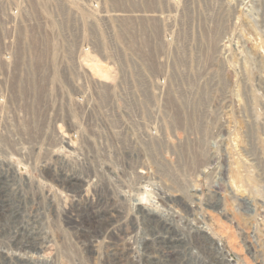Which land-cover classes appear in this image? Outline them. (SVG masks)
<instances>
[{"label": "rangeland", "instance_id": "1", "mask_svg": "<svg viewBox=\"0 0 264 264\" xmlns=\"http://www.w3.org/2000/svg\"><path fill=\"white\" fill-rule=\"evenodd\" d=\"M36 2L0 60V264H264V0H92L70 47Z\"/></svg>", "mask_w": 264, "mask_h": 264}, {"label": "built area", "instance_id": "2", "mask_svg": "<svg viewBox=\"0 0 264 264\" xmlns=\"http://www.w3.org/2000/svg\"><path fill=\"white\" fill-rule=\"evenodd\" d=\"M38 0H0V60L7 61L10 60L11 55V49L14 47H23L26 41V37L24 36V32L27 31L28 27H26V24H30V20L37 19L38 17H42L40 10H45V12H48L53 15L52 10H46L45 4L43 6H37ZM77 1V0H52V2H58L59 5L64 6L63 11L65 13L66 7H71V12L69 14V18L67 23H65L63 26L58 29L59 34L58 37L61 36V39L63 42H61L60 45H64L67 47H70L69 40H75L74 34H73V24L71 23L73 18L72 15H76L74 18L77 19V22L80 21V18L83 19V26L85 27V30H83V33L90 36V25L91 22L88 20V18L91 19L90 14L95 13L92 11L93 7L91 6L90 1L92 0H83L87 2V4H84V9L82 12H77L71 5L70 2ZM94 1H101V0H94ZM99 4V3H98ZM100 5V4H99ZM94 9H100L99 6ZM96 9V10H97ZM100 11H103V8H101ZM95 16L97 17V13H95ZM106 13L103 11V13H100V17H105ZM92 20V19H91ZM97 21V20H96ZM93 25V24H92ZM30 27V25H29ZM80 31V29H78ZM60 43V40H58ZM93 46V43L90 41H85L83 44L84 48L89 49L90 46ZM220 248L222 246L220 245ZM225 251V250H224ZM228 255V258L230 260H233L229 252H226ZM234 262V261H233Z\"/></svg>", "mask_w": 264, "mask_h": 264}, {"label": "bare ground", "instance_id": "3", "mask_svg": "<svg viewBox=\"0 0 264 264\" xmlns=\"http://www.w3.org/2000/svg\"><path fill=\"white\" fill-rule=\"evenodd\" d=\"M97 67V66H96ZM98 68V67H97ZM101 74H103L104 76H107V74L105 75L104 73H102V71H99ZM154 180V179H153ZM170 200H172V198H170ZM172 201H174V200H172ZM175 202V201H174ZM138 206H141V203L140 202H138V204H137ZM218 208V207H217ZM223 210V209H222ZM221 210V211H222ZM149 224L147 225V228H150L149 229V231L151 232V228H153L154 226H153V224L152 223H154V224H156L157 222H148ZM158 224V223H157ZM161 225H162V223H160ZM166 223L164 222V229H166L167 230V232L168 231H170V229H171V225H169V227H166ZM193 225V224H192ZM158 226V225H157ZM156 226V227H157ZM195 227V226H194ZM158 228V227H157ZM154 229V228H153ZM160 229V228H159ZM197 229V231H200L199 229H198V227L196 228ZM22 230V229H21ZM4 231V229H2V227L0 226V232H1V234H0V236L4 233L3 232ZM16 232V231H15ZM157 232H160V231H157ZM17 233H18V231H17ZM166 233V232H165ZM174 233V232H173ZM11 234H13V233H11ZM10 234V235H11ZM156 234V233H155ZM172 234V233H171ZM16 235V234H15ZM29 235V234H28ZM30 236V235H29ZM155 235H153L152 237L153 238H148V239H146V241H145V248L144 249H146V251L147 252H149L147 255H149L150 254V252H151V250H154V247L156 248V244L158 243L159 245H161L162 246V251L159 253L160 255H161V258H167V257H170V253L167 251L166 252V250L165 249H169V248H174L175 249V247H176V245L173 243V242H171V241H167L165 238H158V237H154ZM165 236V235H164ZM175 236H177V235H175ZM162 237V236H161ZM173 237V236H172ZM177 237H179V236H177ZM14 238V237H13ZM17 238L19 239V236H17ZM176 238V237H175ZM28 239V238H27ZM171 239H173V238H171ZM21 240V239H20ZM30 240V239H29ZM35 240V239H34ZM180 239H178V241H179ZM183 240V239H182ZM32 241V240H31ZM36 241V240H35ZM34 243V242H33ZM199 243V242H198ZM14 244V243H13ZM23 246V245H22ZM28 249L29 250H32V249H34V250H36L37 252H38V246H43L42 245V242L41 241H38V242H36V244L35 245H29L28 244ZM171 246V247H170ZM179 246V245H178ZM217 246L219 247L218 248V252L217 253H219V254H221L222 255V257H223V260L222 261H225V263L226 264H235V262H233V260H230L229 258H228V255H227V253L224 251V250H222L221 248H220V245L219 244H217ZM16 248H18V249H25L26 247H20V245H19V242H17V244H16ZM42 248V247H41ZM33 252V251H32ZM146 252V253H147ZM153 254V253H152ZM151 254V255H152ZM171 254H172V252H171ZM200 255V254H199ZM147 258H148V256H147ZM160 258V259H161ZM151 259V258H150ZM203 259V258H202ZM221 259V258H220ZM171 261V260H170ZM199 261H201V260H199ZM40 262L42 263V262H44L43 260H41L40 259ZM126 262V261H125ZM165 262V261H164ZM164 262H162L161 260L160 261H157L156 262V264H165ZM212 262V261H211ZM153 263H154V261H153ZM168 263H170V262H168ZM175 262H173L172 264H174ZM202 263V262H201ZM113 264V263H112ZM116 264H120V262H117ZM187 264H192V263H187ZM194 264H196V263H194ZM203 264H204V262H203Z\"/></svg>", "mask_w": 264, "mask_h": 264}]
</instances>
